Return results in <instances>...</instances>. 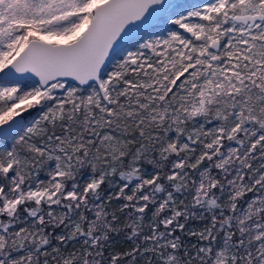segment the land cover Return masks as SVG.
<instances>
[{"label":"snow or ice","instance_id":"1","mask_svg":"<svg viewBox=\"0 0 264 264\" xmlns=\"http://www.w3.org/2000/svg\"><path fill=\"white\" fill-rule=\"evenodd\" d=\"M0 264H264V0H0Z\"/></svg>","mask_w":264,"mask_h":264}]
</instances>
